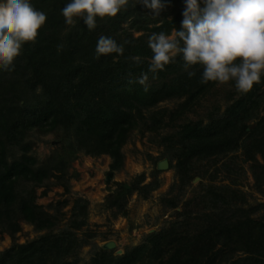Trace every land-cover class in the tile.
Listing matches in <instances>:
<instances>
[{
    "label": "trees",
    "instance_id": "16d2710c",
    "mask_svg": "<svg viewBox=\"0 0 264 264\" xmlns=\"http://www.w3.org/2000/svg\"><path fill=\"white\" fill-rule=\"evenodd\" d=\"M66 2L31 0L36 9L46 13V20L35 40L23 44L12 70L0 71V230L12 238L11 245L0 250V264H78L77 249L89 240L79 238L75 230L85 224L88 199L75 197L67 223L59 226L58 216L35 202L33 188L44 186L45 194L49 186L44 181L52 179L69 191V180L78 172L69 173L68 168L80 152L107 154L111 159L109 171L121 169V146L132 129L137 104L149 107L173 92L186 95L184 107L216 83H202L201 66L185 70L179 55L155 77L148 72L151 50L147 38L153 32L170 33L180 27L182 0H165L158 16L130 0L114 17H98L91 31L82 20L74 26L64 23L60 9ZM102 35L123 46L115 62V53L95 55L97 39ZM187 71L194 75L189 77ZM142 73H147L144 84L129 83ZM263 85L264 75L247 93L238 92L224 112L211 116L205 126L185 124L177 139L181 150L175 154V164L168 162V167L181 172L193 158L222 155L239 146L248 150L255 145L263 163L257 166L254 177L261 182L264 114L254 126L245 121L259 107L255 94L258 97ZM262 101L264 107V98ZM56 129L64 132L59 145L38 162L28 136ZM143 177L115 181L104 196L105 207L114 215H126L125 201L133 191L145 198L157 186L156 182L142 183ZM206 195L212 210L190 217L196 230L191 236L176 234L169 226L165 232L147 234L140 244L126 248L121 255H114L113 248L105 244H92L93 255L87 264H216L217 258L234 251L236 246L229 245L236 240H242L247 255L234 264H264V219L240 207L235 214L227 207L223 192L212 187L207 188ZM170 203L176 206L175 200ZM20 220L43 232L23 243L16 242Z\"/></svg>",
    "mask_w": 264,
    "mask_h": 264
},
{
    "label": "rangeland",
    "instance_id": "374dc122",
    "mask_svg": "<svg viewBox=\"0 0 264 264\" xmlns=\"http://www.w3.org/2000/svg\"><path fill=\"white\" fill-rule=\"evenodd\" d=\"M151 83L155 85L157 80ZM149 84H145L146 87ZM237 93L231 81L216 82L184 107L186 95H175L173 92L149 107L137 104L138 107L133 110L132 129L121 146V169L112 173L109 171L111 159L107 154L91 156L80 152L68 168L69 173L73 170L78 172L77 177L69 180V191L65 192L52 179L44 181L45 186H49L45 194L42 193L44 186L33 188L35 202L56 214L59 226L67 223L75 197L88 199L85 224L75 230L79 238L89 240L77 249L78 264L90 261L92 244L101 246L111 241L114 255H121L126 248L140 244L147 234L165 232L169 226L176 234L191 236L196 230L190 217L212 210L206 195L208 187L223 192L229 209L240 207L249 211L251 216L264 219V178L257 182L254 177V171H258L257 166L263 163V159L255 145L248 150L239 146L222 155L193 158L187 161L186 168L181 172L175 167L159 169L156 173L154 169L163 160L175 164V156L181 150L177 139L185 124L205 126L211 116L218 117L224 112ZM255 97L259 100V107L245 121L252 126L264 114V85ZM63 135L62 129H56L46 133L33 132L28 136L38 162H42L59 145ZM108 174L111 176L106 182ZM142 174L141 182H156V188L145 198L133 191L125 201L126 215H114L105 207L104 196L113 189L115 181H130ZM171 200H175L176 206H171ZM237 211H234L235 214H239ZM20 226L21 229L14 235L19 243L43 232L35 230L24 220H20ZM11 243L12 238L0 230V250ZM232 245L236 246L234 251L217 258L216 264H234L239 258L243 261L247 253L242 247V240H236L229 246Z\"/></svg>",
    "mask_w": 264,
    "mask_h": 264
},
{
    "label": "clouds",
    "instance_id": "9594fccd",
    "mask_svg": "<svg viewBox=\"0 0 264 264\" xmlns=\"http://www.w3.org/2000/svg\"><path fill=\"white\" fill-rule=\"evenodd\" d=\"M158 16L165 0H134ZM130 0H67L60 9L64 23L77 21L91 31L97 18L114 17ZM180 27L174 32H153L147 38L151 50L148 72L155 77L179 55L182 67L202 68V83L231 81L237 92L251 90L264 75V0H182ZM46 13L31 0H0V71H11L13 60L24 43L34 41L44 24ZM59 50V46H58ZM115 53V62L123 46L111 36L97 39L95 55ZM137 59V58H134ZM189 77L192 71H187ZM147 73L129 83L144 84ZM145 90L147 88L145 87Z\"/></svg>",
    "mask_w": 264,
    "mask_h": 264
},
{
    "label": "water",
    "instance_id": "95a60500",
    "mask_svg": "<svg viewBox=\"0 0 264 264\" xmlns=\"http://www.w3.org/2000/svg\"><path fill=\"white\" fill-rule=\"evenodd\" d=\"M167 167H168V163H167L166 160L161 161V162L158 163V165H157V168H158V169H164V168H167ZM110 176H111L110 174H108V175L106 176V182H108ZM112 246H113V243H112L111 241L105 243V247H107V248H112Z\"/></svg>",
    "mask_w": 264,
    "mask_h": 264
}]
</instances>
